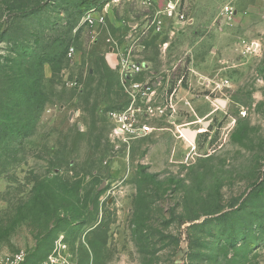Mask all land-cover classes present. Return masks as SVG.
Here are the masks:
<instances>
[{"label": "rangeland", "instance_id": "rangeland-1", "mask_svg": "<svg viewBox=\"0 0 264 264\" xmlns=\"http://www.w3.org/2000/svg\"><path fill=\"white\" fill-rule=\"evenodd\" d=\"M229 4L180 0L181 22L132 52L163 77L164 112L123 137L110 112L132 97L109 55L137 34L142 0H0V263L264 264V38L217 36Z\"/></svg>", "mask_w": 264, "mask_h": 264}, {"label": "built area", "instance_id": "built-area-1", "mask_svg": "<svg viewBox=\"0 0 264 264\" xmlns=\"http://www.w3.org/2000/svg\"><path fill=\"white\" fill-rule=\"evenodd\" d=\"M179 1V0H178ZM178 1L168 2L167 6L163 9L155 8V0H142L143 5L149 11L146 14V21L137 34L133 37L130 45L126 48L125 53L119 56L117 54V64L119 72L121 73V80L128 93L132 97V104L130 107L119 111L110 112V116L116 122V133L120 136H129V134H135V137L145 135L150 131L148 125L143 120L146 116H152L154 113H163L164 109L156 106L154 101L156 94L163 83V77L157 76L155 72L150 71V68L143 62L136 61L132 52L141 45V41L148 37L149 34H157L162 30V24L165 16L172 17L177 13L179 8ZM109 4H107L108 6ZM105 7L104 9H107ZM97 11L96 8L91 9L88 12L86 21L91 25L97 23L98 20L104 21V16L95 17L93 14ZM225 12L232 15L233 9L230 6H225ZM98 13V12H96ZM180 19L184 16L177 13ZM140 25H137V27ZM72 54V53H71ZM148 71H150L148 73ZM146 79L135 80V75L145 74ZM140 117V118H139ZM26 255L23 251L7 257L0 264H24ZM46 264H71L67 258L54 257L51 255Z\"/></svg>", "mask_w": 264, "mask_h": 264}, {"label": "crops", "instance_id": "crops-1", "mask_svg": "<svg viewBox=\"0 0 264 264\" xmlns=\"http://www.w3.org/2000/svg\"><path fill=\"white\" fill-rule=\"evenodd\" d=\"M175 2L178 0H168V2ZM180 3V0L178 1V4ZM168 4V3H167ZM250 4V6H249ZM257 5V7H256ZM260 5L263 7L264 9V3H262L261 1H257V0H235V5L233 4H229L227 6H230L233 9V14L230 15L228 13H226L225 11L222 12L221 14L224 16V26L223 27V31H219L220 33H218L217 36H221V34L225 33L226 31H232L235 30V27H239L241 29V31H244V33L246 35H244V39L249 41V39L253 40V42H258L260 43V39L264 38V12L262 13V11H260V9H258L260 7ZM165 6V2L164 0H155V8H161L163 9ZM178 11V9H177ZM148 13V12H147ZM178 13V12H177ZM177 13L172 16H165L164 21L166 19H171L174 20L175 22H181ZM144 16H141V22L140 24H144L146 21V13L143 14ZM221 15L219 14V17ZM202 19H199L198 17H191L189 18L187 21L188 24H190V28H193L194 33L197 34L199 33L200 29H203V23H201ZM213 21V20H212ZM212 21L210 23H212ZM184 23V22H183ZM209 26H212L213 28V24H209ZM199 28V29H198ZM250 28V29H249ZM172 34L175 32L173 29H171ZM234 34V32H229V35ZM221 43L217 44L216 48H218V46H220ZM164 48H168L169 42L166 41L164 42ZM214 47V49H216ZM195 50V47L192 48L190 46H187L185 48V51L188 52V54L192 51ZM109 58H111L112 64L116 65L117 64V58L112 57V55H109ZM146 66H148L150 69L152 66H150L148 63L145 64ZM153 72H155L153 70Z\"/></svg>", "mask_w": 264, "mask_h": 264}, {"label": "trees", "instance_id": "trees-1", "mask_svg": "<svg viewBox=\"0 0 264 264\" xmlns=\"http://www.w3.org/2000/svg\"><path fill=\"white\" fill-rule=\"evenodd\" d=\"M60 49H61V47H60ZM47 60L45 59L44 60V63L46 62ZM50 62L53 64L54 63V60L53 59H51L50 60ZM24 92H21V94H23ZM35 90H34V88H33V85H29V87H28V89L27 90H25V93H24V95H22V96H24L23 98H25V99H23L22 98V101H21V103L23 104V105H30V106H32L33 105V102H34V95H35ZM26 94V95H25ZM12 114H5V116L7 117V118H4V119H2L3 121H4V124H3V129H6L7 128V126L8 125H6V122H8V121H11V119H10V116H11ZM13 116V115H12ZM17 118H19V117H17ZM19 121H25L26 119L24 118V117H20L19 119H18ZM23 130L24 129H22V132H23ZM20 132H21V129L19 130ZM25 136H26V133H25Z\"/></svg>", "mask_w": 264, "mask_h": 264}, {"label": "water", "instance_id": "water-1", "mask_svg": "<svg viewBox=\"0 0 264 264\" xmlns=\"http://www.w3.org/2000/svg\"><path fill=\"white\" fill-rule=\"evenodd\" d=\"M218 102H219L220 105H222V106H225V105H226V102L223 101V100H218ZM184 133H185V135H187V137H188L189 139H191L192 141H195V140H196V137H197L196 130L191 129L190 127H187V128L184 129Z\"/></svg>", "mask_w": 264, "mask_h": 264}, {"label": "bare ground", "instance_id": "bare-ground-1", "mask_svg": "<svg viewBox=\"0 0 264 264\" xmlns=\"http://www.w3.org/2000/svg\"><path fill=\"white\" fill-rule=\"evenodd\" d=\"M208 123H206V125H207ZM196 133H197V130H196ZM198 134V133H197ZM184 136V135H183Z\"/></svg>", "mask_w": 264, "mask_h": 264}]
</instances>
